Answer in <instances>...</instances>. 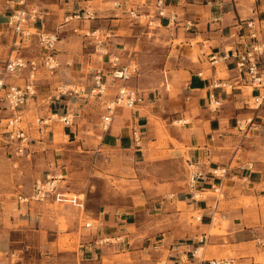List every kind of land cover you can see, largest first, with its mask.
<instances>
[{"label": "crops", "instance_id": "1", "mask_svg": "<svg viewBox=\"0 0 264 264\" xmlns=\"http://www.w3.org/2000/svg\"><path fill=\"white\" fill-rule=\"evenodd\" d=\"M113 1L144 9L154 0L39 4L38 17L28 25L58 33L60 66L38 74V93L22 109L32 137L25 153L17 155L13 145L0 148V153L13 165H27L33 156L32 162L43 167L41 174L53 167L58 172L66 166L49 154L81 139L77 143L86 156L91 154L94 171L110 172V181L138 184L141 194L133 191L128 209L109 206L95 216L86 210L85 217L98 221L87 234L80 226L84 206L52 198L21 203L0 195V264H24L29 249L39 253L42 262H51V253L70 251L58 248L62 234H78V246L72 249L75 255L86 260L89 254L101 264H205L213 258H231L232 264H264V99L259 105L253 103L254 95L263 89H253L245 81L236 84L234 69L220 75L223 69L214 68L208 60L211 52L242 48L254 40L264 43V0L173 1L170 10L195 26L165 36L170 45L158 47L159 61L142 64L139 74L127 82L140 93L142 103L133 109L117 107L109 127L103 129L101 118L117 83L109 76L107 57L97 58L86 35L101 31L104 45L117 50L118 42L124 40L120 31L127 15L111 6ZM76 6L93 9L94 17L79 23L72 15ZM17 7V0H0V32L6 30L7 16ZM249 22L252 27L247 26ZM97 68L103 69L107 83L101 94L93 96ZM22 71L5 80L22 84L27 79ZM43 76L47 79L41 80ZM218 76L228 78L232 88L213 87L212 80ZM61 85L66 86L62 91ZM51 114H55L51 124L39 131L36 119ZM62 115H69L71 123L61 122ZM249 117L252 121L239 130L237 120ZM57 125H61L62 141L55 142ZM83 138L91 141L89 145H84ZM187 158L198 159L206 172L198 182L203 193L198 200L187 189ZM223 167L225 173L213 174ZM214 187L219 194L213 193L218 191ZM156 201L161 228L168 231L160 236L149 233L154 225L144 227L147 215L145 221H138V214L150 213Z\"/></svg>", "mask_w": 264, "mask_h": 264}, {"label": "built area", "instance_id": "2", "mask_svg": "<svg viewBox=\"0 0 264 264\" xmlns=\"http://www.w3.org/2000/svg\"><path fill=\"white\" fill-rule=\"evenodd\" d=\"M173 1L180 0H154L148 3L144 9L139 6L123 7L119 1L114 2V7L124 12L129 19L135 23L145 26H161L163 24L177 25L182 24L186 30H191L195 24L190 19L181 20L177 12L170 10ZM18 7L13 9L7 16V26L12 32L11 52L5 58L2 75L0 76V148L14 146L15 153L22 155L25 153L32 137L29 128L25 124L22 109L34 98L38 93V74L42 70L53 72L60 66L57 55L56 43L59 39L57 32H49L44 29H33L28 25L38 17L40 13L39 6L29 0H17ZM74 17L82 19H91L94 17V11L91 8H85L82 13L75 14ZM248 27H252V22L247 23ZM0 32V36H1ZM255 37L254 32L249 33ZM110 34L106 33V36ZM97 44L103 45L102 39L94 35ZM33 38L37 39L40 51L30 57H25L17 53L18 47L24 43H29ZM96 44V45H97ZM122 47L117 50L109 48L101 51V56H106L109 63V76L117 83L116 93L110 102L106 104V112L101 118V127L107 129L111 123L113 113L117 107L133 109L142 103V96L136 88L130 86L127 82L132 77L139 74V65L137 61L130 56L122 62ZM14 52V54H13ZM209 63L214 68L221 67L224 71L234 69L235 76L233 82L242 84L244 81L250 84L253 89L262 88V93L258 92L254 95L253 103L258 105L264 99V43L256 40L250 42L242 48H229L221 53L211 52L209 54ZM232 64V66H230ZM24 69L28 70L27 79L22 84L6 82L5 76L18 73ZM106 77L102 68L95 69L94 72V88L96 94H101L106 88ZM213 87L232 88L234 85L228 78L218 76L212 80ZM7 112V115L2 113ZM55 114H51L45 118L36 119L39 124V131H44L51 124ZM59 119L65 124L71 123L69 115L59 116ZM252 121V117L246 119H238L237 127L239 130L245 128L248 122ZM135 141H139L138 133L133 131ZM187 189L193 200H198L203 193L198 189L199 180H204L206 172L201 167L198 159L187 158L185 162ZM213 174H222L226 172V168H220ZM63 179L61 173H47L43 179H37L28 195H18L21 203L30 201H48L52 198L58 202L74 203L84 206L83 200L78 197H69L68 193L61 190L60 180ZM218 190V187H214ZM219 191V190H218ZM217 191V192H218ZM201 215H196V219H200ZM90 222H85L86 227H90ZM205 264H232L231 258H213L206 261Z\"/></svg>", "mask_w": 264, "mask_h": 264}, {"label": "rangeland", "instance_id": "3", "mask_svg": "<svg viewBox=\"0 0 264 264\" xmlns=\"http://www.w3.org/2000/svg\"><path fill=\"white\" fill-rule=\"evenodd\" d=\"M31 1H34L38 6L39 4L43 6L44 3L49 0H31ZM114 2L115 1L110 3L111 6L113 5V7H114ZM75 9L78 10L72 12L73 16L75 14L82 13V11L85 8L79 9V7L76 6ZM123 18H124V22H122L123 29L120 31V33H122L121 35L124 36V40L118 42L117 49L125 47L121 53L122 62L125 61L127 59V56H129L130 54V56L137 61L139 67L145 63L155 64L159 61L158 47L162 44H164L165 47L170 45L168 44L169 40L167 41L166 39H164L165 36L169 35L170 31L177 32L178 28H182L183 30H186L184 26H182V24L170 25V26H167L165 24L161 26H145L143 24L135 23V21H132L127 16ZM75 19L79 20V23L80 22L83 23V22H88L92 18L91 19L75 18ZM127 28H128V32L126 31ZM1 33L2 34L0 36V76L2 75L1 68L4 65L5 58L10 54L12 49L11 29L6 25V30ZM95 35H97L99 39L103 40L102 42L103 45L99 46L97 44V40L95 36L94 35L92 36L90 34L86 35L87 37L86 41L88 42V45L94 48L98 58L101 55V51L109 47L107 45H104L106 43L101 31H97ZM112 41L114 40H110L109 42ZM39 49L40 46L37 42V39L33 38L31 41H29V43H24L23 46L18 47L17 53L25 57H30L36 55ZM22 72H23L22 75L24 77H27L28 70L24 69V71ZM221 72L222 73L220 75H225L224 70ZM43 79H47L46 76H43L41 80ZM7 80L8 79L6 78L5 81L7 82ZM64 87L66 86L61 85L60 91L64 90L65 89ZM93 93H94L93 96H95L96 95L95 91ZM1 102L2 101H0V106L3 105V103ZM29 103L31 105V101ZM7 114H8L7 112L2 113V115H7ZM27 116L31 118L30 117L31 112H28ZM60 132H61V125H57L55 129V133H56L55 142L62 141ZM83 139L85 141L84 145H89L88 142H91L90 140L87 142L85 138ZM80 140L81 139L77 141ZM77 141L76 143L72 144L70 148L59 149L56 150L55 153L49 154V157L52 159L54 158V156L55 158H58V160L61 163L60 164L61 167L66 166V168L58 172H55L53 167L51 169H47L45 173L41 174L40 169H42L43 167L40 164H35L34 162H32L34 159L32 158L33 156L31 157V160L29 159V163L27 165L26 164L21 165L18 162L15 163V165H13V163L9 159H6L0 153V195H3L4 197H8V198L13 197L16 201H19L18 195L20 194L28 195L31 192L33 184L37 179H43L47 173H61L63 174V179L60 180L61 190L70 192L68 195L69 197H72L73 194L75 193H79L78 195L79 198L85 201L84 209L80 210L81 212L80 226L82 227V229H84L83 231L86 232V234L91 230L93 226H96L98 223V221L93 219L92 217H85L86 210H88L89 213L92 214L91 216H95V213H97L100 209L102 210L103 208L109 206L110 207L118 206L119 208L128 209L129 206H127V204L130 202V199L132 198V193L136 192V194L139 193L141 194V190L139 189L140 186L138 184L133 185L132 183L122 179L121 180L114 179L113 181H110L111 178L109 177L108 174L110 172L106 171L105 173L100 171L99 172L94 171L92 169L91 154L87 153L86 156L85 151L81 150ZM218 172H220V170H218ZM213 193L219 194L220 192L218 191ZM142 195H140L141 198ZM155 206L156 207L151 208V212L148 214H144V215L138 214V221L141 222L145 221V216L147 215V217L149 218L145 221L146 224L144 227L149 228L150 226L154 225L151 228V230H149V233H155L157 236L158 235L160 236V234L166 233L168 231L165 230L164 228H161L163 224L160 223V217H161L159 216L160 212H157V210L160 209V204L158 201H156ZM124 213L125 212H123V214ZM60 221H61L60 229L63 230L65 229V224H64L65 220L62 217ZM85 222H90L92 224L91 225L92 227L91 226H90L91 228L86 227ZM149 223H151V225ZM145 230L140 231V233L141 232L146 233ZM142 235L140 234V237H143ZM78 237H79L78 234L60 235L58 248L61 250L70 249V251L69 250H65V252L55 251L51 253L53 256L52 259H50L51 262L50 261L42 262L40 259L41 255L39 253H36L35 250L29 249L26 251V253H24L27 256L24 264H101L99 262L94 261L96 259L93 260L89 254L87 255L86 260L81 259L82 258L81 255H75L72 249H76V247L78 246ZM75 241L77 244L73 245Z\"/></svg>", "mask_w": 264, "mask_h": 264}]
</instances>
